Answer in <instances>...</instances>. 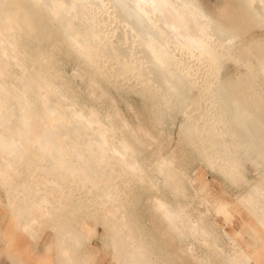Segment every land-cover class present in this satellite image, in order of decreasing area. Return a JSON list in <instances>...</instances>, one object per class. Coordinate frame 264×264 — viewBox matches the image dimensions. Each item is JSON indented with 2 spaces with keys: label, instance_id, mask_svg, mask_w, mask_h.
<instances>
[{
  "label": "bare ground",
  "instance_id": "1",
  "mask_svg": "<svg viewBox=\"0 0 264 264\" xmlns=\"http://www.w3.org/2000/svg\"><path fill=\"white\" fill-rule=\"evenodd\" d=\"M255 28L264 0H0V205L49 231L46 264H95L97 250L110 264H264ZM131 94L178 127L195 178L150 149L120 106ZM207 170L238 195H217Z\"/></svg>",
  "mask_w": 264,
  "mask_h": 264
},
{
  "label": "rangeland",
  "instance_id": "2",
  "mask_svg": "<svg viewBox=\"0 0 264 264\" xmlns=\"http://www.w3.org/2000/svg\"><path fill=\"white\" fill-rule=\"evenodd\" d=\"M220 1L221 0H202V2L205 5H207L208 7H212V8H214L216 4L220 3ZM263 33H264L263 30L259 28H255V29L250 30L246 37H251L254 35L260 36ZM133 97L134 96L132 94L124 95V99L130 104V107L126 106V104L124 103H120L121 104L120 106L122 110L124 111V113L126 114V116L128 117V119H130V121L135 126H137L138 123H140L141 125L140 129H138V126H137V130L140 135H143L144 138H147L145 137V131H148V134H149L148 142L150 144V149L152 151L164 150L168 154L177 153V155L179 156V161H181L182 164L186 168L191 170V173L193 177L195 178L197 169L200 167V164L192 156H189V154L187 153L188 151H186L185 143L179 140L178 127H175V126L173 127L171 121L169 120L166 121L165 125L161 124L160 126V122L156 120V116L152 113L146 112L145 110H143V108L140 109L142 105H140V102L138 101L139 99L137 100L138 97L137 96L136 98L135 97L133 98ZM162 140L165 142H162ZM204 174L206 177H209V179L214 182L215 184L214 190L217 195H223V192H230L233 194V197H236L238 195L239 193L238 191H235L234 189L230 191L229 189H227V187H225L222 180L219 177H215L213 173L211 174L209 170L204 171ZM229 198L232 199V197H229ZM139 205L143 211L144 216L147 218L148 221L151 220V218H154L153 217L154 209H153L151 202L149 201L147 193L145 192L142 193L140 200H139ZM195 208H196V210H194L195 216L199 215V211L204 212V213L208 211L207 205L199 204V201L195 202ZM214 225L222 226V224H219V223L214 224ZM220 231H221L222 239L225 242V244L227 246L232 245L233 240L230 237V235L226 231H224L223 227H220ZM168 238L171 239V236L169 235ZM169 242H171V240ZM98 243H99L98 240L93 241L94 245H97ZM165 245L168 247L171 246V244H168V245L165 244ZM98 253H100L99 250L96 251V254ZM182 257L181 256L180 258L178 257L180 262L178 261L177 264H181L183 262L182 260H180V259H184ZM193 258L194 257L185 256L186 261L188 262L192 261L193 264H196V260L194 261ZM101 264H110V257L107 253H104V252L102 253Z\"/></svg>",
  "mask_w": 264,
  "mask_h": 264
},
{
  "label": "crops",
  "instance_id": "3",
  "mask_svg": "<svg viewBox=\"0 0 264 264\" xmlns=\"http://www.w3.org/2000/svg\"><path fill=\"white\" fill-rule=\"evenodd\" d=\"M0 222V264H46L55 261L52 254H46L49 231L31 233L23 228L13 211L2 205ZM101 258L100 253H95L92 261L101 264Z\"/></svg>",
  "mask_w": 264,
  "mask_h": 264
}]
</instances>
